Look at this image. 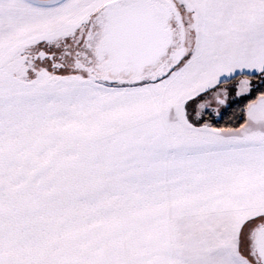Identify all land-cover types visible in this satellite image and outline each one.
<instances>
[{
  "label": "snow or ice",
  "instance_id": "snow-or-ice-1",
  "mask_svg": "<svg viewBox=\"0 0 264 264\" xmlns=\"http://www.w3.org/2000/svg\"><path fill=\"white\" fill-rule=\"evenodd\" d=\"M0 264H264V0H0Z\"/></svg>",
  "mask_w": 264,
  "mask_h": 264
}]
</instances>
